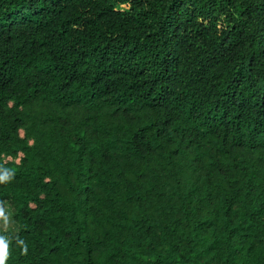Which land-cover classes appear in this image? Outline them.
Here are the masks:
<instances>
[{"label":"trees","instance_id":"trees-1","mask_svg":"<svg viewBox=\"0 0 264 264\" xmlns=\"http://www.w3.org/2000/svg\"><path fill=\"white\" fill-rule=\"evenodd\" d=\"M0 264H264V0H0Z\"/></svg>","mask_w":264,"mask_h":264},{"label":"rangeland","instance_id":"rangeland-1","mask_svg":"<svg viewBox=\"0 0 264 264\" xmlns=\"http://www.w3.org/2000/svg\"><path fill=\"white\" fill-rule=\"evenodd\" d=\"M0 229L9 228L11 230L15 229V224L9 217L8 210H4L1 215Z\"/></svg>","mask_w":264,"mask_h":264}]
</instances>
